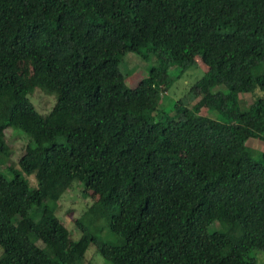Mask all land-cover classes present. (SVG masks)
Listing matches in <instances>:
<instances>
[{
	"label": "trees",
	"instance_id": "1",
	"mask_svg": "<svg viewBox=\"0 0 264 264\" xmlns=\"http://www.w3.org/2000/svg\"><path fill=\"white\" fill-rule=\"evenodd\" d=\"M131 53L157 60L135 88ZM199 60L208 71L168 114L171 69ZM262 66L264 0H0V264H84L91 246L111 264H258L264 152L245 145L264 133ZM11 130L29 140L13 167ZM74 183L119 242L81 221L71 238L58 209Z\"/></svg>",
	"mask_w": 264,
	"mask_h": 264
},
{
	"label": "rangeland",
	"instance_id": "2",
	"mask_svg": "<svg viewBox=\"0 0 264 264\" xmlns=\"http://www.w3.org/2000/svg\"><path fill=\"white\" fill-rule=\"evenodd\" d=\"M154 65H157V60L154 56L144 59L143 57L133 53L128 54L121 63V71L125 75L126 84L130 88H135L139 82L149 76L150 68ZM23 66L25 68L24 74L27 79L30 81L35 79L36 77H33L29 66L26 64ZM207 71L208 68L202 63L201 60H199V65L197 67L191 68L190 70L183 73L182 76H179V74H181L179 68L177 66L173 67L170 71V74L174 80V84L162 99L163 109L168 114L173 115L176 102L181 99H185V101L187 100L189 102L188 99L191 87L200 79H202ZM254 73H264V66L256 68ZM222 90L227 91V89L224 87H222ZM255 95L256 98H264L263 91L258 90ZM255 95L242 94L240 95L239 99L241 101L243 100L248 105L253 103ZM31 99L38 110L42 113H48L55 103L54 97L48 96L38 89L35 90L31 95ZM202 113L203 115L214 119H222L218 112L214 110L204 108ZM24 137L21 135L17 136L14 130L9 132L7 139H9L8 141L11 146L12 158L7 166L13 167L17 165L20 158L24 155L26 147L29 143V140ZM262 152H264V133L261 138L251 139L245 145V154L251 155L255 159H260V154ZM5 168L6 166H0V170H5ZM26 178H28L32 188L37 187L38 183L34 176L31 178ZM82 186L80 184L74 183L73 187L64 194L59 202L58 216L64 226L69 229L71 238L74 240L81 238V230L77 225V221H81L86 223L87 227L102 240L111 243L119 242V238L115 234L109 232L107 228L105 229L107 225V219L105 216H101L99 219H94L100 212L99 207L95 205L97 196H95V192L93 190H88ZM92 219L94 220L90 221ZM38 244L41 247H44L42 242H39ZM96 251L97 250L95 246L90 247L84 264H111ZM251 257L255 258L258 264H264V251L255 250L251 253Z\"/></svg>",
	"mask_w": 264,
	"mask_h": 264
}]
</instances>
